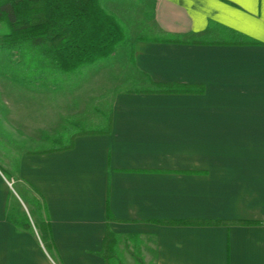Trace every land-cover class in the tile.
Instances as JSON below:
<instances>
[{
    "label": "crops",
    "instance_id": "0c3cea01",
    "mask_svg": "<svg viewBox=\"0 0 264 264\" xmlns=\"http://www.w3.org/2000/svg\"><path fill=\"white\" fill-rule=\"evenodd\" d=\"M150 21L129 43L141 87L105 130L0 170V264H104L107 230L154 264H264V0H155ZM19 203L51 253L13 222Z\"/></svg>",
    "mask_w": 264,
    "mask_h": 264
},
{
    "label": "rangeland",
    "instance_id": "374dc122",
    "mask_svg": "<svg viewBox=\"0 0 264 264\" xmlns=\"http://www.w3.org/2000/svg\"><path fill=\"white\" fill-rule=\"evenodd\" d=\"M100 4L117 17L127 35L114 55L105 60L70 74H47L41 80L23 66L12 64L7 52L0 51V170L5 178L14 176L26 151L66 148L77 134L105 130L116 94L140 89L141 77L130 64L129 43L151 35L155 0H100ZM4 32L6 27L0 24V34ZM31 198L37 207L36 197ZM17 210L9 211L11 218L23 224L26 216L30 227L23 229L37 234L45 246L36 229L42 215L38 218L37 210L28 212L23 204ZM114 241L107 260L100 256L104 264L105 260L107 264H154L153 247H148L146 255L145 244L139 240Z\"/></svg>",
    "mask_w": 264,
    "mask_h": 264
},
{
    "label": "trees",
    "instance_id": "16d2710c",
    "mask_svg": "<svg viewBox=\"0 0 264 264\" xmlns=\"http://www.w3.org/2000/svg\"><path fill=\"white\" fill-rule=\"evenodd\" d=\"M0 24L6 27L0 34V51L7 52L12 64L41 80L47 74H70L105 60L127 39L120 21L102 8L100 0H0ZM23 219V224L17 219L13 222L30 227L28 218ZM36 229L45 248L51 250L50 226L40 222ZM112 242L107 230L101 257L107 258Z\"/></svg>",
    "mask_w": 264,
    "mask_h": 264
},
{
    "label": "snow or ice",
    "instance_id": "6c2138e0",
    "mask_svg": "<svg viewBox=\"0 0 264 264\" xmlns=\"http://www.w3.org/2000/svg\"><path fill=\"white\" fill-rule=\"evenodd\" d=\"M241 2H243L245 4H251L254 2V0H241Z\"/></svg>",
    "mask_w": 264,
    "mask_h": 264
}]
</instances>
